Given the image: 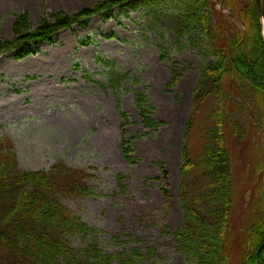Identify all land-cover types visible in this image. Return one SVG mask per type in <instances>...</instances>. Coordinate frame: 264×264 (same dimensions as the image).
Returning a JSON list of instances; mask_svg holds the SVG:
<instances>
[{
    "label": "rangeland",
    "instance_id": "1",
    "mask_svg": "<svg viewBox=\"0 0 264 264\" xmlns=\"http://www.w3.org/2000/svg\"><path fill=\"white\" fill-rule=\"evenodd\" d=\"M97 1L0 0V41L12 37L20 13L28 12L37 23L45 15L72 14ZM177 2L168 0L163 5L172 12L179 8ZM35 49L36 54L23 59L13 51L0 56V139L8 137L14 143L20 168L47 171L65 161L93 174L87 182L96 196L64 202L88 225L100 229L105 253L139 249L145 255L150 251L142 264H190L174 235L186 214L183 179L193 192L203 186L200 155L214 126L216 98L204 99L198 111L193 105L201 69L213 60L205 54L204 44L178 47L165 22L152 21L141 7L124 13L116 8L112 18L94 15L86 24L62 29ZM101 58L117 61L148 85L153 117L160 122L157 130L142 123L134 96L141 87L133 84L132 91L120 96L121 110L129 118L125 122L101 74ZM174 62L181 74L169 89ZM225 87L242 104L230 103L232 116L225 119L233 170L230 249L236 254L249 226L264 210V125L261 110L249 107L251 95L243 84L227 77ZM125 123L136 157L132 162L121 145ZM185 155L196 163L186 174L182 171ZM71 242L83 245L78 237Z\"/></svg>",
    "mask_w": 264,
    "mask_h": 264
},
{
    "label": "trees",
    "instance_id": "2",
    "mask_svg": "<svg viewBox=\"0 0 264 264\" xmlns=\"http://www.w3.org/2000/svg\"><path fill=\"white\" fill-rule=\"evenodd\" d=\"M166 2L98 0L72 14L58 11L45 15L37 23L23 12L16 16L12 37L0 41V56L12 51L17 59L36 54L35 45L50 41L62 29L86 24L94 15L112 18L116 8L124 13L126 9L144 7L152 21L161 20L173 31L174 42L180 48L204 44L205 54L213 60L201 69L193 105L198 111L204 99L215 97L214 126L200 155L203 186L193 192L183 179L181 199L186 214L174 236L190 264H264V210L249 226L241 251L234 254L235 250L230 249L233 170L225 133V119L232 116L230 103L242 106L227 91V77L236 79L250 92L249 107L261 110L259 119L264 125V34L256 0H179V8L172 12L163 5ZM223 10H229L228 16L236 22H230ZM159 48L168 55L164 45L159 44ZM101 65L106 86L113 90L125 122L129 118L121 110L120 96L132 91L133 84L141 87L134 96L142 123L157 130L160 122L153 117L148 85L143 79L124 71L113 59L101 58ZM180 74L174 62L169 89L178 83ZM126 126L122 125L121 145L123 155L132 162L136 157ZM191 127L190 121L188 128ZM195 166L185 155L183 173ZM93 176L65 161L47 171L23 170L14 153V143L8 137L0 139V264H142L150 251L147 255L139 249L105 253L98 238L100 229L88 225L64 202L66 198L96 196L87 182ZM164 176L168 177L166 171ZM162 191L168 196L167 188ZM74 237L81 238L83 245L74 246Z\"/></svg>",
    "mask_w": 264,
    "mask_h": 264
},
{
    "label": "water",
    "instance_id": "3",
    "mask_svg": "<svg viewBox=\"0 0 264 264\" xmlns=\"http://www.w3.org/2000/svg\"><path fill=\"white\" fill-rule=\"evenodd\" d=\"M256 3L258 6V9H259L260 16L264 20V2H263V0H256Z\"/></svg>",
    "mask_w": 264,
    "mask_h": 264
}]
</instances>
